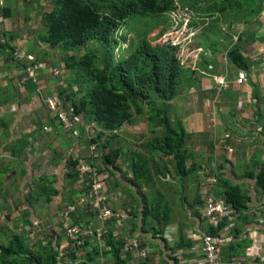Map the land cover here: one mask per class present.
Masks as SVG:
<instances>
[{"label": "trees", "instance_id": "obj_1", "mask_svg": "<svg viewBox=\"0 0 264 264\" xmlns=\"http://www.w3.org/2000/svg\"><path fill=\"white\" fill-rule=\"evenodd\" d=\"M223 1L237 4L238 8L245 7L239 0ZM19 3L22 9L16 17L29 21L33 13L40 15V28L31 31L35 44L39 48L45 46V49L39 52V56L49 60L61 53L65 57L58 60L64 72L60 76L55 74L54 76L55 78L59 76L58 80L67 84L70 89L74 88L72 83L77 86L74 93L77 97L78 94H83L80 101L72 104L74 115L82 116L81 114L85 113L91 123L97 124L100 128L99 137H105L102 150L108 149V153L102 154L103 169L113 175L112 169L115 170L117 167L115 162L120 157L121 149L112 147L111 143L119 132H122L124 126H134L142 121L146 124V132L141 135L145 138L147 133L149 138L144 139L142 143H136L137 150L128 155L129 160H125L129 161L130 177L126 180L127 186L124 188L133 194L131 197L135 202L127 211L131 217L129 229L115 223L110 225L108 230L103 227L100 230L95 229L94 234L81 236L82 243L78 244L67 238V229L64 228V223L60 222L49 228L48 232V229H41L44 236L36 243L33 239L25 238L16 232L6 236L7 243H2L6 228L0 226V264H137V261L151 264L147 256L137 257L138 249L131 251L127 246L128 239L136 237L144 241L145 235H149L148 243L159 250L161 259L157 264H181L175 257L178 251L183 253V259L202 257L197 253L192 240L187 237L189 233L186 231L190 229L193 234H198L194 230L197 220L200 224L206 223L205 234L217 238L220 230L232 222L223 221L216 228L210 225L198 210H193L195 206L202 204L201 198L197 195L187 204V209H184L193 211L185 216L191 226L186 229L180 225L176 230V239L169 242L164 235L172 224V206L168 197L160 190V186L180 180L175 195L178 197L177 202L183 207L186 202L182 198L181 183L192 180L200 185L199 180L204 178L205 184V178L210 175L201 169L200 162L189 163L195 156L186 148L187 137L182 121L179 119L175 120V123L172 121L176 111L170 105L179 98L184 88L198 86L201 79L199 70L203 68L202 70L213 80L219 71L216 58L203 57L200 61L198 56L194 62L190 50H185L180 56L182 45L173 44L170 35L167 36L165 33L171 24V15L173 13L178 15L179 6L183 9L187 7L185 10L190 8L199 16L200 4L211 5L214 12L209 14L213 17L216 14H223L224 9H218L223 7V4H220V0H49L46 3L40 0H19ZM47 6L50 9H47ZM10 13L11 8L4 9L5 18H12L13 15ZM131 19L149 20L154 26L137 35L133 33L134 38L128 39L124 33L121 34V27ZM202 19L199 17V20ZM119 31L120 36H117ZM155 31H158L155 38H148V34ZM0 35L6 38L5 43H0V50L13 58V52L17 51V46L14 45L17 36L15 33L13 35L7 32H1ZM242 37L244 38V36L237 38L235 45L226 48L223 56L237 70L248 72L252 63L244 55ZM159 39H162L161 42ZM207 44L212 48L216 40L214 42L211 40ZM81 50L87 52L81 53ZM49 51L53 54L51 55ZM214 52L213 48L212 53ZM79 53L81 54L78 55ZM199 66L202 68L199 69ZM65 90L67 88H62L58 96L52 94L49 97H55L60 106H65L64 97L72 100L65 96ZM91 141L94 142L96 139ZM13 144L16 149L21 150L28 145L23 141ZM12 154L15 156L16 151ZM253 162L252 167L246 166L241 172L242 179L255 181L256 190L261 191V203L264 202V164L260 165L256 159H253ZM67 163L68 167L72 166L75 169L79 166L77 158L70 157ZM208 164H211V160ZM229 164L231 165V161L224 157L215 167L217 182L212 186V193L217 199L226 200L237 212V218L231 228L234 239L220 249L223 258L232 260L243 256L245 249L252 244L251 240L242 237L241 234L244 226L251 223L249 220L251 215L248 212L252 210L251 204L255 199L249 195L243 183H237L229 177V174L233 173L228 167ZM5 167V164H0V175L12 169L8 167L7 171H2ZM68 176L70 180L68 186L72 193L67 197L62 195V202L68 199L72 201L73 197L78 195H75L74 190L78 173H70ZM36 184L37 195L36 193L33 195L32 188L27 196L29 208H33L35 202L47 203L51 201L52 196L60 195V191L48 180L44 181L41 178ZM120 184L114 181L112 188H121ZM146 188L154 191L155 195L148 197L144 191ZM17 202L18 205L24 204L22 201ZM84 207L93 212L89 204L80 205V209ZM64 210L65 208L61 209L59 217L64 218ZM77 212L72 214L68 221H72L83 231L89 230L92 222L87 218H81L80 214L77 219ZM27 214L30 213L26 211L25 215ZM261 215L263 223L259 222V226H264V211ZM27 223L37 227L41 225L30 220ZM42 227L45 228L43 225ZM142 243L141 247H144V242ZM164 251L168 252L170 260L164 257Z\"/></svg>", "mask_w": 264, "mask_h": 264}, {"label": "crops", "instance_id": "obj_2", "mask_svg": "<svg viewBox=\"0 0 264 264\" xmlns=\"http://www.w3.org/2000/svg\"><path fill=\"white\" fill-rule=\"evenodd\" d=\"M239 1L244 4V8H238L236 4L230 10H227L225 14H216L213 17L211 15L214 12L213 7L211 5L205 6L202 4L199 5V16L194 10H191L190 8L185 10L187 7H184L183 9L181 6L177 9L178 15H176V13L171 15L172 19L174 18L173 24H176L177 26H187V36L184 37L190 38H187L190 42L183 45L184 48H186L185 50L191 51V56L195 61H197L198 56L199 60H203L204 57V59L216 58L217 61L219 74L216 75L217 77H215L214 80L202 70V66H199V69H202L199 70L201 79L198 86L184 88L179 98H177L172 104H181L180 109H175L176 113L172 116V121L174 123L175 120L178 119L182 121L183 129L187 137L186 148L188 151L193 152L195 156V158L189 161V163L200 162L202 164L201 169L205 171L206 168L210 167V165L205 166L210 160L216 162L214 163V166L210 167L211 169H215L218 165V158H220L219 163L221 162V158L227 157L231 163L236 165L232 158L238 157L241 159V157H245V152H251V148L254 145H259L258 151H260L262 155L260 153L257 155V158L252 157V164L249 167L253 166V159L258 160L259 162L264 161V0ZM5 8H11L10 14L11 16L13 15L12 18L7 19L4 17ZM223 9V7H220V10ZM20 12L21 11L17 8L15 0H0V34L1 32L12 33L13 35L15 33L17 39L14 45L17 46V51L22 52V56L24 53L33 52L37 57H35L36 60L39 58L43 59L39 56V52L44 50L45 46L39 48L35 42V46H33L34 37L31 35V33H33L31 31H35V29L33 30L31 27L34 26V22L37 20L36 15L33 13L30 20L26 21L23 18L16 17ZM210 12L211 14H209ZM179 13L186 21L181 18ZM199 17L203 19L199 20ZM211 17L213 21H211ZM206 18L209 19L207 20ZM220 18L224 23L216 26V22ZM38 21L40 23L39 14ZM201 21L206 23L200 24ZM23 34L30 35L29 39H26V41L22 40V37H24ZM165 35L169 36L167 33H165ZM239 36H244V38L242 37L244 55L248 58L249 62L252 63L251 71L248 72L239 69L232 72L227 66L228 62H225L223 58V51L226 48L235 45ZM211 40H213V42L216 40V44L212 46V48L207 44V42H211ZM5 42L6 38L0 35V43ZM204 43L206 44L203 45ZM34 47H36L37 50ZM213 48L215 49L214 53H212ZM51 58L49 60L45 59V61H53L54 69L55 65L59 66V61L53 57ZM17 62L19 61L15 58L10 59L9 54L0 50V164H5L6 166L3 170L1 169L2 171H7L8 167L12 168L11 171L3 174V176H6V180H0V226L2 228H8V226L11 227L12 220H14L15 217L16 220H18L20 219L19 217L23 216L19 211L15 212L12 216L7 212L9 204L12 201L13 196H15L14 194H11L10 189L7 188L9 175H12L13 178L18 174H21L22 177H28V179L31 180L28 184L29 190L32 189L33 183H37L41 178H43L44 181L48 180L49 183H53L54 188H57V190L60 191V195L57 197L52 196L50 199L51 201L47 202V205L53 202L54 205L60 206L61 212V209L67 208L73 204L75 205L76 202H78L79 196L82 195V191H84L85 186H83L84 184L82 183L84 180L81 178V166L86 165L94 167L97 168L100 174H102L104 191H107V193L108 178H110V181H113L109 184V190H115V194L120 187L113 189L112 186L114 185V181L119 182V184L121 183L120 185L122 187L118 193L120 199L116 200L115 198V204L111 201V205L118 208V206H122L123 204L125 205V208H132V205L134 206L135 204H132L133 199L129 195L130 191H127L126 188H124L127 186L126 180L130 177V175L128 177L126 176L127 171L129 170V161H126L125 163V160H129L128 155L132 154V152L137 149L135 148V141L129 142L125 134H129V132H126L127 128L137 127L138 125L124 126V130L122 129V132H119L118 136L115 138V145H111L112 147L121 149V153L119 159L115 162L117 167L115 170L112 169L113 175H110L108 171L104 170L102 167V154L103 152L105 154L108 153V149L102 150V143H104L102 140L105 137H99V133L96 129L97 127L100 131L98 125L91 123L85 113L81 114L82 116L85 115V119H82V116L74 115L75 118L80 119L79 122H76L77 131L75 132H77V135H75V132L70 133L69 131L64 130L62 125L55 120L53 115L47 110L45 104L47 97L52 96V94L53 96H58V92L62 90V88H67V90H65L66 97L69 96L71 99H76L77 101L82 98L83 94H78L77 97L76 94H74L76 93V88L70 89L67 87V84L61 80L58 81L57 78L53 77V75L49 73V70H44L38 73V84L35 85L34 82L31 81L23 83L24 77L26 76V68L29 66H25V64L21 63L20 65ZM240 76L246 80L243 84H237V78ZM219 78H224L227 82V85L225 86L227 88L223 91L224 94L219 92L220 88H224V86L218 81H215ZM215 88H219V91L216 90L217 93L215 92ZM208 89L214 94V96L211 97V102L205 100L201 105L202 108L200 107L201 111L197 112V110L193 108L194 114H191V116L188 117L190 113H186V116L184 117L181 114V111L183 108L182 105L185 103L183 100V98H185V93H187V96L191 93L190 100L192 101V105H194L195 98L197 96L199 97V93L203 94V90L208 91ZM194 92H196V94L193 97ZM64 100H66L68 105L73 104L72 100H68L65 97ZM204 104L207 109L213 108V110L205 109ZM222 108H227L231 113H228L227 115L226 113L219 115ZM218 109L219 111L217 114L212 113V111ZM214 117L215 120L213 121ZM249 127L256 128L255 131L259 135L261 141L249 139V135L243 136L245 139L237 137V131L243 132V134L244 131H246L247 134H251V129H247ZM220 128L222 130H219ZM46 130H48V132H45ZM259 131L261 134H259ZM42 132L48 134V137L51 136L53 143H45L46 140L43 137H46L47 135L42 134ZM233 133L235 135H232ZM192 134L197 136L196 145L188 143V137L192 136ZM227 134L230 137H227ZM202 136H207V139H205V137L201 139L200 137ZM246 138H248L249 142H247ZM63 139L64 143L62 146L69 148L68 151L65 149V153H67L66 156L61 157V155L58 154L59 158L52 155L54 151L50 152V149L53 148L51 146L53 145L55 148L52 150L57 149V151H60V147L55 146V140L61 142ZM93 139H96V141L92 142L91 140ZM21 141L28 144L27 148L24 150L16 149L14 147L13 143H21ZM127 146H130L129 150L125 149ZM93 147L95 149H92ZM14 151H16L15 156L12 154ZM251 155L255 156L256 153ZM70 157L78 159L79 166L77 169L72 166L68 167L67 161ZM201 158L204 160L202 161ZM55 162H57V164H55ZM245 163L242 161L240 162V165H246ZM16 164H19L18 166L20 168L17 169ZM238 165L239 164H237V166ZM124 168H127V171L123 170ZM74 172L78 173L76 186H74V190L76 191L75 195H78L76 197L74 196L72 201L68 199L66 202H62V195L67 197L72 193L68 186V184H70L68 175ZM120 172L124 173L123 177L122 174L119 175ZM200 177L202 178L201 175ZM18 178L12 180V185ZM85 179H89L87 174L85 175ZM27 181L28 180H24L22 185H15L14 190L16 193L23 191ZM199 182L200 185L198 182L195 183L192 180H186L182 182V189L185 188L184 183L187 184L189 188L195 191V197L198 195L203 203L206 195L209 193L210 187L203 183L204 178L199 180ZM251 182L253 183L251 184ZM242 183L253 185L255 184V181L246 179V183L244 181ZM196 185H199V187ZM29 190H27V195L29 194ZM18 196L16 201H14L16 202L15 205H18L17 201H22L24 202L23 205H28L27 196L24 199H22V196ZM261 203L264 204V202ZM261 203L258 200H253L251 204L252 210L248 212V214L251 215L249 216L251 223L244 226L245 229L243 230V234H241L242 237L252 241V244L249 245L245 251L256 242H259L258 240H262L263 248L259 247L256 249L259 254V258L256 261L257 264H264V226H259V222H261V219L263 218L261 214L264 211V206H262ZM200 209L201 207L199 208L198 206L193 208V210L198 211H200ZM91 212L92 211L85 207L79 209L77 212V219L80 214L81 218H87V220L91 221L94 227L99 230L102 227V221L96 219V214L94 216L93 212ZM27 219L30 218H24V220ZM38 222L39 224L41 223L40 221ZM205 228L206 223L203 222L200 224V222L196 220L194 230L198 234H201L200 231H204ZM37 232L42 231L38 230ZM186 233L197 235L193 234L190 230H187ZM8 235L9 234H5L2 236V243L8 242L6 239V236ZM4 240H6V242H4ZM188 260H190L189 262H193L195 261V258L191 257Z\"/></svg>", "mask_w": 264, "mask_h": 264}, {"label": "rangeland", "instance_id": "obj_3", "mask_svg": "<svg viewBox=\"0 0 264 264\" xmlns=\"http://www.w3.org/2000/svg\"><path fill=\"white\" fill-rule=\"evenodd\" d=\"M16 1V5H17V8H19V10L20 9H22L21 7V4L19 3V0H15ZM40 1H45V3L46 2H48L49 0H40ZM45 3H44V5H45ZM220 3L221 4H223V8H224V11H223V14H225V12L227 11V10H230L232 7H234V5L232 4V3H230V2H227V1H223V0H220ZM42 5H43V3H42ZM48 7V6H47ZM47 9H50V7H48ZM218 9H220V7L218 8ZM35 15H36V19L37 20H35L36 22H34V26H32L31 28L34 30H37V29H39L40 28V26H39V21H38V14L37 13H34ZM179 15L181 16V14L179 13ZM181 18L182 19H184L182 16H181ZM185 20V19H184ZM197 21H199L198 19H196ZM186 21V20H185ZM174 22V18L173 19H171V21H170V26H169V29H168V31H166V33L167 34H169L170 35V37H171V39H172V42H173V44H176V45H183V44H185V43H187V42H190V41H188L187 40V38L186 37H184V36H187L186 35V31H187V26H183V25H180V26H177L176 24H172ZM221 23H224V21L223 20H221V18L219 19V20H217V22H216V26H219ZM36 24V25H35ZM168 25H169V23H168ZM152 26H154V24H152V22L151 21H149V20H143V19H131V20H129V21H127L124 25H123V27H121V34L122 33H124V35L128 38V39H130V38H134V35H133V33L134 34H136L137 35V33H141L142 31H144L145 29H147V30H149ZM178 28H177V27ZM128 29V30H127ZM158 33V31L156 32H151V33H149L148 34V38H155V36H156V34ZM24 35V34H23ZM36 35V34H35ZM117 36H120V31L118 32V34H117ZM29 37H30V35H27V34H25L24 35V37H22V40H25L26 41V39H29ZM25 38V39H24ZM163 39V38H162ZM161 39V40H162ZM188 39H190V38H188ZM161 40L159 39L158 41L159 42H161ZM206 43H204L203 45H205ZM31 45V44H30ZM32 46V45H31ZM33 46H35V44H34V41H33ZM123 46V48H125V44H123L122 45ZM39 47V46H38ZM35 49H36V47H34ZM182 48V53H180V56L183 54V52L185 51V49L186 48H184V45L181 47ZM37 50V49H36ZM21 51V50H20ZM81 53H86V52H84V51H80ZM21 53L22 52H19V51H17V52H13V58H15L16 60H18L21 64H27L26 66H38V69L37 70H35V82H34V84L36 85V84H38V81H39V79L37 78V76H38V71L40 70V71H44V70H49V73L51 74V75H53V77H55L54 76V74L55 75H62V70L60 69L61 68V65L59 64V66H57V65H55V68L53 69V61H45V60H43V59H41V58H39L38 60H36V56L34 55V53L33 52H27V53H24L23 54V57H21V58H19L18 59V54H20L21 55ZM50 53H51V51H50ZM81 53H79L78 55H80ZM118 53V52H117ZM53 54V52L51 53V55ZM22 56V55H21ZM10 57V59H12V57L11 56H9ZM36 57V58H35ZM186 57V55L184 56V58ZM54 58L55 59H58V60H61V59H64L65 57L63 56V54H61V53H58V55L57 56H54ZM195 58H196V56H195ZM224 58V60H225V62H226V59H225V57H223ZM223 60V61H224ZM194 62H195V60H193ZM228 65V67H229V70H231L232 72H235V71H237V68L235 67V66H233V64L231 65L229 62L227 63ZM52 67V69H50ZM60 67V68H59ZM251 68H252V66L251 67H249V71H251ZM58 76V77H59ZM58 77H57V79H58ZM33 80H34V77H31ZM30 80V79H29ZM28 81V80H27ZM26 81V82H27ZM32 81V80H31ZM59 81V80H58ZM33 82V81H32ZM72 85H73V87L74 88H76L77 89V86H75L73 83H72ZM227 87H224V88H220V91H219V88H215V92L217 93V91H219L221 94H224V90L226 89ZM217 90V91H216ZM195 94H196V92H194L193 93V97L195 96ZM212 96H214V94L211 92V90L210 89H208V91L207 90H203V94H201V93H199V97L197 96L196 98H195V102H194V105H192V101L190 100V97H191V93L189 94V96H187V93H185V98H183V100L185 101V103L182 105L183 106V108H182V111H181V114L185 117L186 116V113H190L189 114V116L188 117H190L191 116V114L193 115L194 114V112H193V110L194 109H196L197 110V112L198 111H201V105H202V103L205 101V100H209L210 102H211V97ZM61 99L59 98V101H60ZM65 101V100H64ZM72 102L73 103H76L77 102V100L76 99H72ZM60 103V102H59ZM64 104H67L66 102L64 103ZM205 105V104H204ZM67 106L68 107H72V104H67ZM170 106H172L173 108H175V109H180L181 108V104L180 103H178V104H174V105H170ZM59 107H61L62 108V106H59ZM201 107V108H200ZM205 107V109H207L206 108V105L204 106ZM74 108V107H73ZM194 108V109H193ZM47 110L51 113V115H53V117L55 118V120H57L58 122H59V120L57 119V117H55V115H57V112H55V111H53V110H49L48 108H47ZM207 110H213V108H209V109H207ZM219 111V109L218 110H214V111H212V113H216L217 114V112ZM197 112H195V113H197ZM226 113V115L228 114V113H231L229 110H227V108H222L221 110H220V112H219V115H221V114H225ZM84 116L85 115H83L82 116V119L84 118ZM73 117H74V114H73ZM75 118V117H74ZM85 119V118H84ZM79 118H75V122H79ZM215 120V117H214V119H213V121ZM60 123V122H59ZM93 123V122H92ZM138 125V126H137ZM136 126L137 127H133V128H127V131L126 132H129V134L127 133V134H125V136L127 137V140L130 142V141H135V143H142L143 141H145V140H147L148 138H149V134H147L146 133V138H143L142 137V132H146V124L144 123V122H138L137 124H136ZM213 127V126H212ZM248 127V126H247ZM96 129H97V131H98V133H100V131H99V129L96 127ZM186 129H187V127H186ZM247 129H251V134H247V132L246 131H244V134H243V132H240V131H237L236 132V134H237V137L238 138H240V137H242L243 139H245V137H243V136H247V135H249V139H256V140H258V141H261V139H260V137H259V135L256 133V128L255 127H249V128H247ZM65 130V129H64ZM124 130V129H123ZM219 130H222L221 128L219 129ZM66 131V130H65ZM45 132H48V130H46ZM131 132V133H130ZM67 133V132H66ZM71 133V132H70ZM42 134H46V133H44V132H42ZM259 134H261L260 133V131H259ZM47 136L46 137H43L45 140H46V142L45 143H47L48 144V142H52L53 143V140H51V136L50 137H48V134H46ZM123 135V134H122ZM190 135V134H189ZM228 135V134H227ZM232 135H235L234 133L232 134ZM205 137V139H207L206 137L207 136H202V137H200L201 139L202 138H204ZM143 138V139H142ZM248 138H246L247 139V142H249V140H248ZM145 139V140H144ZM196 139H197V136L196 135H193L192 134V136H190V137H188V143L189 144H192V145H196ZM105 141V139H103L102 140V142H104ZM207 141V140H206ZM205 141V142H206ZM64 143V139L63 140H61V142H58L57 140H55V146H57V147H60V151L58 150L57 151V149H54V150H52L53 148H55L53 145H51L53 148L52 149H50V152L51 151H54L53 153H52V155H54V156H57V157H59V155L58 154H60L61 155V157H65L66 156V154L67 153H65L66 152V150L68 151V148L69 147H66V146H62V144ZM245 143V142H244ZM206 144V143H205ZM111 145L112 146H114L115 145V140L111 143ZM131 145V144H130ZM67 146H69V145H67ZM132 146V145H131ZM258 146L259 145H254V146H252V148H251V152H245V157H241V159L240 158H238V157H233L232 159H233V162H235V167H234V164L233 163H231V165L229 164L228 165V167L231 169V171L233 172V173H235V174H237L236 176H234V174L233 173H231V174H229V177L230 178H232L234 181H236L237 183H242L243 181L246 183V179L247 178H243L242 179V173L241 172H243V169L244 168H246V166H251V159H252V157H254V156H252L251 154H255L256 153V155H255V157L257 158L258 156L257 155H259L261 152L260 151H258ZM195 148V147H194ZM66 149V150H65ZM125 149H127V150H129L130 149V146H127V147H125ZM254 151H256V152H254ZM195 152V151H194ZM60 158V157H59ZM202 159V161L204 160L203 158H201ZM219 161H220V158H218V161H217V163H219ZM246 162L245 164L246 165H240V162ZM54 163V162H53ZM126 163V162H125ZM214 163H216V162H213V161H211V164H206L205 166H207V165H210V167L211 166H214ZM261 164L260 165H263L264 163H263V161H261L260 162ZM55 164H57V162H55ZM237 164H239L238 166H237ZM19 165V164H18ZM17 164H16V167H17V169L18 168H20L19 166H18ZM259 165V166H260ZM210 167H208V168H206L207 170L210 168ZM234 167V168H233ZM233 168V169H232ZM127 168H124L123 170H126ZM230 169H229V171H228V173L230 172ZM211 170V168L209 169V171ZM127 171V170H126ZM122 174V177H123V172L121 173H119V175H121ZM20 175V176H19ZM130 175V171L128 170L127 171V177ZM241 176V177H240ZM19 177V178H18ZM13 178V176L12 175H9L8 176V179H9V182L7 183V188L8 189H10V191H11V194H14L15 196H13V199H12V201L10 202V204H9V207H8V210H7V212H8V214H10L11 216L15 213V212H20L21 214H23V216H22V218L21 219H24V217H28V218H30L29 220L31 221V219H33L34 218V223L35 222H38V221H40L41 223V225H39L38 227H36V228H40V229H43L44 230V228L42 227V225H44V227L46 228V229H48L47 230V232L48 231H50L49 230V228H51V227H53V225H54V221H58L59 220V222H61V219H60V217H59V212H60V206H57V205H54V203L52 202V203H49L48 205H47V203L46 202H43V201H38L37 203L35 202V206L32 208V209H28L26 206H27V204H25V205H15V203L16 202H14V201H16V198H17V196L18 197H21L22 196V199H24V198H26V196H28L27 195V190H29V188H28V184L30 183V179H28V177H22L21 176V174H18V175H16V177L15 178H13L14 180L16 179V178H18L15 182H14V184L12 185V179ZM0 180L1 181H5L6 180V176H3V175H0ZM24 180H28L27 181V183L25 184V188L23 189V191H20V193H16V191L14 190L15 188V185H22L23 184V181ZM34 180V179H33ZM108 180V194H109V191H110V196H111V200L110 201H112V203L113 204H115V198H116V200L118 199H120V197H119V191H120V189L121 188H119L118 189V191H117V193L115 194V190H113V191H111V190H109V184H111V182H113L112 180L110 181V178H108L107 179ZM174 180V179H173ZM178 181H180V180H178ZM178 181H176V180H174V181H172V183H164V185H162L161 184V186H160V190L162 191V193L164 194V195H166L167 197H168V199L170 200V204H171V206H172V220H171V226H170V236H171V238H172V240L174 241L175 240V238L177 237V235H176V230L178 229V227L180 226V225H182V226H185V228L186 229H188L191 225H190V222L188 221V220H186L185 219V216H187L188 215V213H190V212H193L192 210L190 211V210H184V209H187V204H189V203H191L192 202V200H194V197H195V191L194 190H192L191 188H189V186L187 185V184H185L184 183V185H185V188L184 189H182V191H183V197L182 198H184V201L186 202V204L182 207L178 202H177V200H178V197L175 195V193H176V190L178 189V186H180V182H178ZM253 181V180H252ZM253 182H251V184H252ZM36 185V183H33V187L32 186H30V187H32V188H34V186ZM181 185L183 186V183H181ZM245 185V187L247 188V190H248V193H249V195H251V197L253 198V199H255V200H258V201H260V197H262L261 195H260V193H261V191L260 190H256V187H255V184H253V185H246V184H244ZM60 187H62V186H60ZM103 187H104V184H103ZM117 190V189H116ZM144 191H145V193H147V195H148V197H150L151 195H155V193H154V191H151L150 189H144ZM180 191H181V189H180ZM33 195H35V193H36V195H37V191H35V188L33 189ZM22 194V195H21ZM129 195H130V197L133 195V194H131V193H129ZM132 198V197H131ZM109 202V201H108ZM125 202V201H124ZM13 204V206H12V204ZM112 203H110V204H112ZM18 204V203H17ZM126 204V203H125ZM132 204H135V202L134 201H132ZM54 205V206H53ZM55 206H57V207H55ZM63 207H64V205H63ZM197 207V206H196ZM199 208H200V206H198ZM118 208H120V209H127V208H125V205H123L122 204V206H118ZM64 209V208H63ZM30 210V214H27L26 216H25V214H24V212H26V211H29ZM187 214V215H186ZM33 215V218L31 217ZM129 215V217H130V214H128ZM15 219H16V217H15ZM130 219H131V217L127 220V221H123L122 222V224H124V225H126V226H128V227H130ZM20 220V219H19ZM38 220V221H37ZM129 222V223H128ZM17 223H18V220H16L15 221V223H12L11 225L13 226V229H17V231H18V233H20V234H23V236L24 237H27V238H32L33 240H34V242L36 243L37 242V239H36V235H35V229H32L31 227H28V225H27V231L26 232H21L22 231V229H19V226H18V228H16L17 227ZM39 223V222H38ZM128 223V224H127ZM9 227V226H8ZM10 228V230H11V227H9ZM101 228H103V226L101 227ZM100 228V229H101ZM188 230H190V229H188ZM38 231V230H37ZM201 232V234L203 233L202 231H200ZM149 237V235H145V241H144V248H145V250H146V252H147V258L151 261V264H157L158 262H160V259H161V257H160V254H159V250H158V248L157 247H155V246H151L149 243H148V241H147V238ZM167 237V236H166ZM198 238H196L195 239V242H198ZM4 242H6V240H4ZM7 243V242H6ZM163 243V242H162ZM37 245V244H36ZM165 252V254H164V257L165 258H167L168 260H170L169 258H168V252L167 251H164ZM101 262V261H100ZM138 263L137 264H144L143 262H139V261H137ZM98 263V262H97ZM147 264V263H146Z\"/></svg>", "mask_w": 264, "mask_h": 264}, {"label": "built area", "instance_id": "obj_4", "mask_svg": "<svg viewBox=\"0 0 264 264\" xmlns=\"http://www.w3.org/2000/svg\"><path fill=\"white\" fill-rule=\"evenodd\" d=\"M18 59L23 57L20 54L17 55ZM26 76L24 77L23 83L27 80H32L35 82V70L38 69V66H29L26 68ZM243 75V74H242ZM34 77V80L31 78ZM218 81L224 87L227 85V82L223 78H219ZM244 78L240 76L237 78V84L244 83ZM46 107L49 110H53L57 112V119L59 120L62 127L69 132L77 131V126L75 122V118L73 117L74 108L73 107H59V103L55 97H47L45 100ZM77 135V132H75ZM229 137V135H227ZM92 149H95L94 147ZM81 178L82 183L84 184V191H82V195L79 196L78 202L74 205L68 206L63 212L64 218V228L67 229V238L69 240L75 241L78 244H81L80 237L87 234H94L95 227L90 225L89 230L83 231L79 226H76L72 223V221H68L72 214L76 213L80 209V205L89 204L92 207L93 212L96 213L97 218L102 223L113 221L117 224H121L125 221L128 216L127 213L123 210L114 209L111 203V196L104 191L103 182H102V174H100L97 168L89 167V166H81ZM208 172L207 178H205V185L210 187L208 195L202 205L199 213L202 215L204 219H206L210 225L215 228L219 226V224L223 221L234 222L237 218V212L229 204L226 200H222L220 198H216L212 193V186L216 184V172L215 169H206ZM89 176V179H85V175ZM109 201V202H108ZM263 223V221H261ZM223 227L218 237H211L207 234H197L192 235L188 234V238L192 240L196 247L197 253L201 254L202 257L195 259L193 262H189L187 259H183V253L178 251L175 254V257L178 258L181 264H257L256 261L259 258V254L256 251L257 248H263L262 240H258L254 245L249 247L245 254L241 257L234 258L232 260H227L222 257L220 249L223 246H226L230 243L234 238L231 234V228L233 224ZM100 230V229H99ZM98 233V231H97ZM98 237H101L98 235ZM198 238V242H195V239ZM138 246V241L131 240L128 242V247L136 248ZM138 256L145 257L146 254L144 250L138 251Z\"/></svg>", "mask_w": 264, "mask_h": 264}, {"label": "clouds", "instance_id": "obj_5", "mask_svg": "<svg viewBox=\"0 0 264 264\" xmlns=\"http://www.w3.org/2000/svg\"><path fill=\"white\" fill-rule=\"evenodd\" d=\"M50 69H52V67L50 68ZM61 69V68H60ZM53 70V69H52ZM63 72V71H62ZM245 76V75H244ZM215 77H217V76H215ZM214 77V78H215ZM221 79V78H220ZM224 79V78H223ZM245 80V79H244ZM246 81V80H245ZM244 81V82H245ZM243 84V83H242ZM63 106V105H62ZM64 107H68L67 106V104H65V106ZM230 137V136H229ZM113 206V208L114 209H117V210H123V211H125L126 213H127V216H128V218L125 220V221H127L130 217H129V213L127 212L128 210H130L129 208H127V209H120V208H115V206L114 205H112ZM26 207H28L29 208V206L27 205ZM29 209H32V208H29ZM66 209V208H65ZM65 211V210H64ZM29 213H30V210L28 211ZM24 214H25V212H24ZM95 212H93V215L95 216ZM26 216V215H25ZM27 217V216H26ZM32 218H33V215L31 216ZM20 218V220L18 219V223H17V227L16 228H18V226H19V229H22V231L21 232H26L27 231V225H28V227H31L32 229H35V235H37V237H36V239H37V241L38 240H40L41 238H43V236H44V233H43V231L40 229V228H36L37 226L35 225H32V224H29V223H27V221L29 220V219H27V220H24V219H21L22 217H19ZM25 218V217H24ZM61 219V218H60ZM63 219V218H62ZM61 219V222H63L64 223V221ZM96 219H98L97 218V215H96ZM15 221H16V219L14 218V220H12V223H15ZM31 221H33V223H34V218L33 219H31ZM36 223V222H35ZM54 223V225H57V223H60L59 222V220L58 221H54L53 222ZM115 223L116 222H113V221H109V222H105V223H102V226L103 227H106V229L108 230L109 229V227H110V225H115ZM38 225H39V223H37ZM117 224V223H116ZM53 225V226H54ZM105 225V226H104ZM117 225H120V226H125V227H127V228H129L128 226H126V225H124V224H117ZM92 226L94 227V225L92 224ZM37 230H41L42 232H37ZM64 230V229H63ZM170 230H168V231H166V233H165V235H164V237L169 241V242H172L173 240H172V238H171V236H170V232H169ZM6 234H10L11 232H16V233H18V231H17V229L15 230V229H13V226H11V230H10V228L8 227V228H6ZM203 232V234H204V231H202ZM19 235H23V234H20V233H18ZM129 234V233H128ZM130 235V234H129ZM167 236V237H166ZM233 236V235H232ZM26 238V237H25ZM32 239V238H31ZM176 239V238H175ZM131 240H136V241H138V246L136 247V248H130V247H128L131 251H133L134 249H138V251H141V250H144V252H145V254H146V256H147V252H146V250H145V248L142 246L141 247V243L142 242H144V241H142V240H140L139 238L137 239L136 237H132V238H130V239H128V241H127V246H128V242L129 241H131ZM143 244V243H142ZM145 256V257H146ZM173 256V255H172ZM137 257H139L138 256V254H137Z\"/></svg>", "mask_w": 264, "mask_h": 264}]
</instances>
